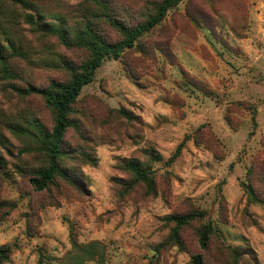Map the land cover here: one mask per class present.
<instances>
[{"label":"rangeland","instance_id":"rangeland-1","mask_svg":"<svg viewBox=\"0 0 264 264\" xmlns=\"http://www.w3.org/2000/svg\"><path fill=\"white\" fill-rule=\"evenodd\" d=\"M160 2L0 0V264H193L196 253L205 264H264V0H182L106 58L71 106L65 176L43 190L31 182L49 164L42 132L55 114L21 89L67 81L64 61L89 58L38 23L63 22L71 37L89 24L117 42L110 18L132 28ZM130 158L153 190L134 182ZM192 211L177 243L171 216Z\"/></svg>","mask_w":264,"mask_h":264},{"label":"trees","instance_id":"trees-1","mask_svg":"<svg viewBox=\"0 0 264 264\" xmlns=\"http://www.w3.org/2000/svg\"><path fill=\"white\" fill-rule=\"evenodd\" d=\"M182 0H161L158 5L156 13L152 14L146 21L132 27L126 28L115 19L110 18L123 32V38L117 42H110L105 39L98 31L94 30L89 24H86L82 29L77 30L71 37L69 30L60 22L58 25L40 24L38 28L41 31L57 35L65 44H72L78 47L85 48L89 51V58L81 65H76L70 61H64V66L70 72V79L67 81H52L47 87L30 86L21 89L23 94H37L43 97L45 103L54 111L55 123L51 131L42 132L43 145L49 158V164L38 170L36 177L31 179L32 184L37 190H43L48 184L54 180L56 175L65 176L61 169L60 156L62 154L61 145L63 143L64 135L68 127L73 123L70 119L69 113L71 106L77 100L82 89L90 84L94 78L97 69L106 58H119L123 52L132 48L135 42L145 33L155 28L167 15V12ZM30 22H33L30 20ZM70 42V43H69ZM14 52L18 53L15 47ZM3 53L0 47V59H3ZM124 112V111H122ZM181 144L172 155L171 160L174 159L180 150ZM153 154V153H152ZM153 159L159 160L158 155L152 156ZM125 168L134 176V182L142 181L153 190L154 181L149 176L143 163L137 159L130 158L124 163ZM68 179V177H65ZM249 193L254 196L252 187ZM199 212H188L182 215H172L171 218L175 221V226L172 229V238L179 243V232L183 225L198 218ZM212 227L211 225H204L199 233V245L201 249H206L211 239ZM93 257V253H88ZM9 255V250L6 246H0V263L6 260ZM193 264H205L202 253H196L192 256Z\"/></svg>","mask_w":264,"mask_h":264}]
</instances>
